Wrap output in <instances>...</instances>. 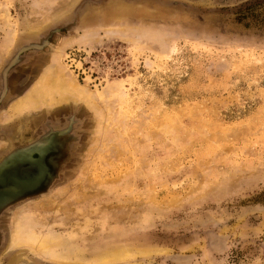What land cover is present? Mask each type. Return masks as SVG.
I'll use <instances>...</instances> for the list:
<instances>
[{
	"label": "rangeland",
	"instance_id": "374dc122",
	"mask_svg": "<svg viewBox=\"0 0 264 264\" xmlns=\"http://www.w3.org/2000/svg\"><path fill=\"white\" fill-rule=\"evenodd\" d=\"M256 2L0 0V264H264Z\"/></svg>",
	"mask_w": 264,
	"mask_h": 264
},
{
	"label": "water",
	"instance_id": "95a60500",
	"mask_svg": "<svg viewBox=\"0 0 264 264\" xmlns=\"http://www.w3.org/2000/svg\"><path fill=\"white\" fill-rule=\"evenodd\" d=\"M29 158L26 157V155L20 157L16 156L15 159L8 161L0 168V205L8 199L23 195V193L31 191L36 187L39 188L40 184L47 181L48 177L45 176L44 168L40 166L37 160L34 161V163L40 166V169L38 170L40 174L38 173L37 176L30 175L29 178H23L20 177L16 171L14 172V166L16 164L20 161H28Z\"/></svg>",
	"mask_w": 264,
	"mask_h": 264
},
{
	"label": "trees",
	"instance_id": "16d2710c",
	"mask_svg": "<svg viewBox=\"0 0 264 264\" xmlns=\"http://www.w3.org/2000/svg\"><path fill=\"white\" fill-rule=\"evenodd\" d=\"M260 6L257 2L252 4L250 7L247 8V12H248V15H243L241 17L240 20H244L246 18H252L255 22H258L260 21V17L263 15L264 16V13H259L260 11L257 10V7ZM262 11H264V9H262ZM262 21H264L263 19H261Z\"/></svg>",
	"mask_w": 264,
	"mask_h": 264
},
{
	"label": "bare ground",
	"instance_id": "6f19581e",
	"mask_svg": "<svg viewBox=\"0 0 264 264\" xmlns=\"http://www.w3.org/2000/svg\"><path fill=\"white\" fill-rule=\"evenodd\" d=\"M0 189H1V188H0ZM19 238H20V237H19ZM16 241L21 242V239H17V238H16ZM16 244H17V243H16ZM56 254H57V253H56ZM56 254H55V257H54V259H56V260H59V261H60V260H67V259H68V258H65V255L62 256L61 254H59V255H58L59 257H57Z\"/></svg>",
	"mask_w": 264,
	"mask_h": 264
}]
</instances>
